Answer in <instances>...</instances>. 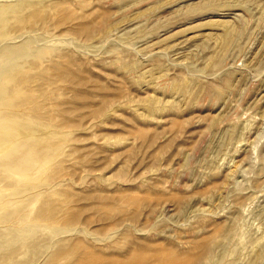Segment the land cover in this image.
<instances>
[{"label":"rangeland","instance_id":"rangeland-1","mask_svg":"<svg viewBox=\"0 0 264 264\" xmlns=\"http://www.w3.org/2000/svg\"><path fill=\"white\" fill-rule=\"evenodd\" d=\"M0 264H264V0H0Z\"/></svg>","mask_w":264,"mask_h":264}]
</instances>
